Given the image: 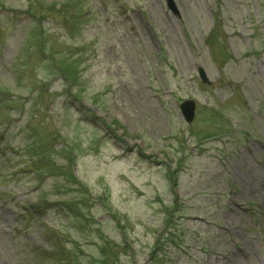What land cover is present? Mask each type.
Segmentation results:
<instances>
[{
    "label": "rangeland",
    "instance_id": "374dc122",
    "mask_svg": "<svg viewBox=\"0 0 264 264\" xmlns=\"http://www.w3.org/2000/svg\"><path fill=\"white\" fill-rule=\"evenodd\" d=\"M173 2L0 0V264H264V0Z\"/></svg>",
    "mask_w": 264,
    "mask_h": 264
},
{
    "label": "water",
    "instance_id": "95a60500",
    "mask_svg": "<svg viewBox=\"0 0 264 264\" xmlns=\"http://www.w3.org/2000/svg\"><path fill=\"white\" fill-rule=\"evenodd\" d=\"M166 6L168 7L169 10H171V12L173 13H177V8L173 2V0H166ZM198 75L199 78L201 79V81L203 83H208V78L205 75V72L202 68H198ZM181 114L184 118V120L187 123H190L193 118H194V113H195V102L191 99H186L183 102L180 103L179 105Z\"/></svg>",
    "mask_w": 264,
    "mask_h": 264
},
{
    "label": "trees",
    "instance_id": "16d2710c",
    "mask_svg": "<svg viewBox=\"0 0 264 264\" xmlns=\"http://www.w3.org/2000/svg\"><path fill=\"white\" fill-rule=\"evenodd\" d=\"M72 19H73V20H76V19H74V18H72ZM59 64L62 66V67H61L62 70L65 71V72L67 73V76H65V78H64L65 80H66V79H69L70 81L75 82V81L80 77V74H79V73H76L74 67H73V66H70V65H68V64H66V62L63 61L62 59L59 60ZM72 82L69 83V85H74V83H72ZM91 110H92V109H91ZM92 112H93V110H92ZM41 155L45 158L44 153H42ZM45 166H46V165H45ZM72 174L74 175L73 172H72ZM67 175H71V173L68 172ZM73 180H74V182H76L75 179H73Z\"/></svg>",
    "mask_w": 264,
    "mask_h": 264
}]
</instances>
